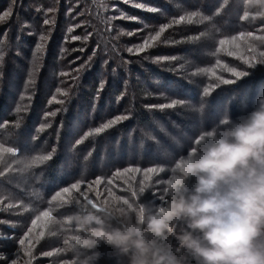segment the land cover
<instances>
[{
	"label": "trees",
	"instance_id": "trees-1",
	"mask_svg": "<svg viewBox=\"0 0 264 264\" xmlns=\"http://www.w3.org/2000/svg\"><path fill=\"white\" fill-rule=\"evenodd\" d=\"M256 11L244 0H0V16L10 12L0 21V145L17 153L0 152V264L70 260L62 236L52 235L56 225L21 240L42 211L54 219L76 211L83 192H99L98 203L113 208L164 203L162 181L201 128L250 110L264 92V39H256L264 16ZM192 13V23H175ZM241 36L238 47L219 44ZM183 136L185 148L170 154L165 145ZM43 155L50 158L26 166ZM127 168L140 171L115 178ZM149 168L164 171L145 180ZM76 183L81 190L65 196L69 203L52 199ZM97 251L116 253L103 243Z\"/></svg>",
	"mask_w": 264,
	"mask_h": 264
},
{
	"label": "clouds",
	"instance_id": "clouds-1",
	"mask_svg": "<svg viewBox=\"0 0 264 264\" xmlns=\"http://www.w3.org/2000/svg\"><path fill=\"white\" fill-rule=\"evenodd\" d=\"M244 3L264 16V0ZM171 171L162 204L77 200L54 219L52 235L71 253L64 264H97L101 243L126 264H264V92L250 110L201 128Z\"/></svg>",
	"mask_w": 264,
	"mask_h": 264
},
{
	"label": "snow or ice",
	"instance_id": "snow-or-ice-1",
	"mask_svg": "<svg viewBox=\"0 0 264 264\" xmlns=\"http://www.w3.org/2000/svg\"><path fill=\"white\" fill-rule=\"evenodd\" d=\"M127 2V0H126ZM228 3V0H224V4L226 5ZM139 6V5H137ZM150 10H155V9H150ZM219 14V13H217ZM8 15H10V12H6L4 15L0 16V21L4 20ZM197 13H192L190 15H188L187 17L185 16H181L179 18V20L175 21V23H180L182 21H184L185 19H187V22L188 23H192L193 21V17L196 16ZM120 18H123V19H136V18H129L127 16H124L122 15ZM210 19L209 17H202V20L201 22H203L204 20H208ZM242 19H246V16L245 17H242ZM45 23H48V21H45ZM73 29H69L68 31L71 32ZM165 31V28H161L160 29V32H163ZM131 34V33H130ZM251 35V34H249ZM41 39H43V37H41ZM73 39H79V37H73ZM155 39V38H153ZM237 39H243V36L239 37V38H236L234 37L232 40H226V39H220L219 40V44L223 47V46H226V45H229V44H232L233 47H238V45L236 44V40ZM256 39H264V37H256ZM148 46L147 42H145V46L146 47ZM144 47H139L136 49V52H140V51H143L144 50ZM129 52H132L133 49L132 48H129L128 49ZM231 54V53H230ZM262 56H264V53H261ZM2 60H3V57L0 56V63H2ZM233 71V74L236 75V76H240L241 73L240 72H236L235 70H231ZM225 83H227L228 81H224ZM177 103V101H173L172 102V105H168V106H174L175 104ZM21 111V108L18 106L16 109H15V112L16 113H19ZM54 115V114H53ZM126 117H117L115 119H112L110 122L108 123H105L103 124V126L101 128H97L95 131L96 133H101L103 132L104 130L114 126L115 124H117V122L119 120H123L125 119ZM44 128L43 126L39 129V131H43ZM0 152L2 153H7V154H11L12 156H16L17 153L14 151V149L12 147H3L2 145H0ZM50 157L47 156V155H43V156H38L36 157L35 159H32L30 164L26 165L27 167H31L33 165H37V164H40L41 162L43 161H46L48 160ZM140 169L139 168H127L125 169L123 172H117L115 173V178H120L121 176H126V175H130V174H134V173H137L139 172ZM157 171H160V172H163L164 169L163 168H160L159 170L156 169V168H149L146 170L144 176H145V180L149 179L151 177V175L153 173H156ZM0 175H4V173H0ZM94 183L96 185H99L102 183L101 179H96L94 181ZM109 184L112 183L111 180L108 181ZM89 187H91V185H89ZM72 190H76V191H80L81 190V185L79 183H76V184H73L71 189L70 188H64L62 192H57L55 196L52 197L53 200H60V201H64L65 203H69V201H65V196L70 194ZM142 190H145L143 187H141L139 189L140 193H142ZM85 199L87 201H91V203L93 205L97 204L93 201V199H90V198H87L85 197ZM115 199V198H113ZM77 201H75L76 203ZM107 203V202H106ZM122 204L123 205H126V206H130L131 204H129V201L128 200H123L122 201ZM53 220H54V217H53V213L51 211H42L39 215H37L35 217V219H33L31 221V227L28 228V236L25 237V240H21V244H24L26 242V240H30L31 239V234L34 232V230L36 229H43L45 227H51L53 224ZM44 231H40L39 235L40 237H43L44 236ZM45 255L47 256H52L53 253L52 252H47L45 253Z\"/></svg>",
	"mask_w": 264,
	"mask_h": 264
},
{
	"label": "rangeland",
	"instance_id": "rangeland-1",
	"mask_svg": "<svg viewBox=\"0 0 264 264\" xmlns=\"http://www.w3.org/2000/svg\"><path fill=\"white\" fill-rule=\"evenodd\" d=\"M148 12V11H147ZM140 22V21H139ZM239 77H246L244 74H242V75H240ZM213 108V111H214V114L212 115V116H215V115H218L219 114V111H218V108L217 107H212ZM210 123H206L205 125L207 126V125H209ZM186 139H185V137L183 136V137H181V139H179V140H176V144H174V143H171L170 145H168V143H167V145H165V148H171L172 150L171 151H169V153L170 154H175V153H177V152H179L180 150H182L183 148H185V146H186V144L187 143H185L186 141H185ZM189 139L187 138V141H188ZM64 163H65V165L67 166V162L66 161H64ZM64 164H62V166H65ZM64 168V167H63ZM100 185V184H99ZM114 185H115V183H114ZM116 187H117V189L119 188V184L117 183L116 185H115ZM83 188H85V190H87V191H89V189H90V187H88V185L87 186H85V187H83ZM108 193H111V192H108ZM85 197H87V198H90V199H93V201L95 202V203H97V204H99L98 203V200L99 201H102V200H100V199H98L99 198V192H95V193H93V192H90L89 194L87 193V192H83V194H82V196H79V201L82 203V204H85L86 202H87V200L85 199ZM111 257L110 258V261H106L104 264H114V263H111V262H113V261H115V260H117V253H112V251L111 252H108V253H106V254H104V255H101V258H105V257Z\"/></svg>",
	"mask_w": 264,
	"mask_h": 264
}]
</instances>
